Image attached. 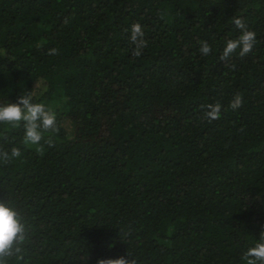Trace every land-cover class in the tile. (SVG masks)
I'll use <instances>...</instances> for the list:
<instances>
[{
	"label": "trees",
	"instance_id": "1",
	"mask_svg": "<svg viewBox=\"0 0 264 264\" xmlns=\"http://www.w3.org/2000/svg\"><path fill=\"white\" fill-rule=\"evenodd\" d=\"M233 18L257 43L222 62ZM31 91L60 131L37 151L0 125L22 151L0 164L26 237L8 264H246L264 233V0H0V104Z\"/></svg>",
	"mask_w": 264,
	"mask_h": 264
},
{
	"label": "clouds",
	"instance_id": "2",
	"mask_svg": "<svg viewBox=\"0 0 264 264\" xmlns=\"http://www.w3.org/2000/svg\"><path fill=\"white\" fill-rule=\"evenodd\" d=\"M234 26L240 30L241 35L235 40H228L219 59L222 62L227 61L232 54L239 49L241 58L252 53L257 43L256 33L250 31L244 20L233 18ZM145 33L139 23L133 24L130 30V43L134 45L132 55L140 57L143 50L147 47V41L144 38ZM199 51L202 56L211 54L212 47L207 41H200ZM58 50L52 48L48 55H56ZM243 105V97L240 94L234 96L229 107L237 110ZM202 119L208 123L221 118V105L208 104ZM0 125L10 127L11 129H22L24 133L22 143L25 146H36L37 151H43L41 141H44L48 147H54L53 137L59 133L60 127L57 123L56 113L44 103L33 102V91L20 94L15 103L8 102L0 104ZM47 137V139H46ZM22 157V151L19 147L13 146L8 150L0 148V164H8L14 159ZM25 228L21 223L19 214L4 203H0V264H8V257L19 254L22 249L17 246L25 242ZM243 260L246 264H264V233L254 246L248 248L243 253ZM98 264H136L134 259L121 257L115 260H99Z\"/></svg>",
	"mask_w": 264,
	"mask_h": 264
}]
</instances>
